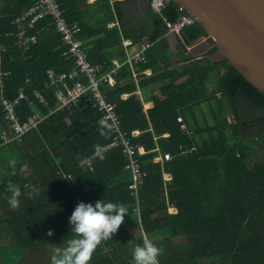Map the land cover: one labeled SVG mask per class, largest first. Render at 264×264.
Listing matches in <instances>:
<instances>
[{"label": "trees", "instance_id": "obj_1", "mask_svg": "<svg viewBox=\"0 0 264 264\" xmlns=\"http://www.w3.org/2000/svg\"><path fill=\"white\" fill-rule=\"evenodd\" d=\"M151 1L143 0L150 14L138 21L133 11L136 0H96L92 4L88 0H58L68 22L80 25L79 36L85 40L93 65L101 67L100 76L115 67V59L125 62L124 40L140 46L149 38L146 61L133 67L139 74L147 69L155 73L142 78L139 88L164 82L161 93L152 100L154 106L145 112L144 103L134 95L138 87L129 63L114 75V86L102 85L109 102L117 106L124 132L145 151L143 156L137 155L148 173L139 186L138 212L136 197L129 190L132 172L126 168L122 152L111 150L104 153L102 161L92 159L95 144L106 148L112 140L108 128L106 136L100 135L98 110L83 100L57 111V88L46 86L47 72L70 73L74 62L65 54L62 35L52 17L39 22L34 31L36 44L23 53L15 45L17 28L12 22L35 0H0V40L7 47L0 75L9 74L5 78L6 97L13 99L20 90L28 94L37 90L49 102L46 106L36 100L33 106L23 103L19 111L23 120L34 110L46 119L16 144H4L2 132L10 131V125L0 107V243L14 239L19 250L30 252L27 261H33L37 253H46V264H51L54 249L64 247L72 236L69 218L76 206L64 180L66 172L74 175L75 184L93 206L103 199L128 210L124 223L108 240L107 250L97 247L90 264H130L131 252L135 245H142L145 233L163 249L160 264H264V158L259 157L264 150V131L258 130L253 137L241 136L246 126L264 124V117L247 122L237 108L239 97L264 108V95L225 58L208 59L203 71L197 69L200 59L193 63L196 69L168 70L167 63H161L170 51L165 37L168 28L153 15ZM162 13L176 19L187 12L171 2ZM181 33L188 43L207 36L196 21ZM216 51L214 46L211 52ZM219 67L227 73L217 81V91L208 93L206 83ZM183 78L187 80L178 83ZM68 84L72 87L74 82ZM124 94L131 97L123 99ZM218 94L234 111L236 124L225 118V106L218 111L213 105ZM206 102L214 108L217 124L195 130L194 136L186 134L178 121L181 113ZM182 148H195L196 152L184 157ZM157 150L162 155L172 154L174 159L162 166L155 162ZM13 159L15 168L9 166ZM165 172L173 174L170 184L163 180ZM9 182L21 189L16 210L8 204ZM171 204L178 207L177 213L169 211ZM137 229L141 233L133 235ZM49 230L51 236L47 235Z\"/></svg>", "mask_w": 264, "mask_h": 264}, {"label": "built area", "instance_id": "obj_2", "mask_svg": "<svg viewBox=\"0 0 264 264\" xmlns=\"http://www.w3.org/2000/svg\"><path fill=\"white\" fill-rule=\"evenodd\" d=\"M171 2H173V0H152L150 6L156 17L165 21L169 32L180 34L184 27L192 24L194 21L188 13L180 15L176 19L165 16L162 12ZM65 15L66 12L63 10L58 0H35L31 7L22 12L12 22L17 28L15 45L23 53L29 51L37 42V33L34 31L39 22L46 17H52L54 26H56L57 30L62 35L63 46L66 47L65 54L74 62V69L70 73H57L55 70L47 72L49 83H47L46 86L57 88V111L77 106L83 100L90 102L93 108L98 110L101 114L100 121L104 120L107 122L110 126L108 130L112 135V140L105 148V152L111 150H120L122 152L127 164L126 168L132 172L133 177L131 183H129V190H131L132 194L136 197L137 211L140 212L139 186L143 184L148 173L142 168L137 155L143 156L145 153L142 148L136 147V145L132 143L131 138L124 132L120 116L117 113L116 104L109 102L107 95L102 91L103 84L107 83L111 86L115 84L114 75L121 65L120 63H116L115 69H112L104 76H100L101 67L93 65L88 50L83 41L79 38L81 32L80 25L78 23L68 22ZM1 36L2 34L0 33V37ZM146 48L147 45H143L138 52L129 54L127 62L137 63L145 61ZM6 50L7 47L0 40V67L3 65V53L6 52ZM11 57L15 58V55ZM8 75V73L4 72L0 75V104L5 112V120L10 125V131H3L2 138L4 144H16L21 143L27 133L37 130L46 119V116L34 110L32 115L23 120L19 113L23 103L27 102L33 106V100H36L39 104L46 106L49 105V102H47L45 96L37 90L33 91L31 94H28L25 90H20L13 99L7 98L5 78ZM81 78H83L84 81L80 80ZM69 81L74 82L72 87L68 84ZM178 121L186 134L190 136L194 135V132L189 129L183 117H180ZM195 152V148L192 150H185L182 148L181 156L187 157L193 155ZM173 159L174 157L172 154H165L156 159L155 162L163 166L165 162L172 161ZM84 165L87 164L84 163ZM63 176L75 206L80 202L88 204L89 201L85 193L75 184L74 175L64 172ZM173 178L172 173H163V180L166 184H170ZM169 211L171 213H177L178 207L171 204L169 206ZM107 242L108 240L102 242L99 248L106 251Z\"/></svg>", "mask_w": 264, "mask_h": 264}, {"label": "crops", "instance_id": "obj_3", "mask_svg": "<svg viewBox=\"0 0 264 264\" xmlns=\"http://www.w3.org/2000/svg\"><path fill=\"white\" fill-rule=\"evenodd\" d=\"M95 1L96 0H88V2L90 4L94 3ZM141 1L143 3V0H141ZM143 5H145V4L143 3ZM145 8L149 12L148 6L145 5ZM148 12H147V15H145L143 18H145L146 16H148L150 14V12L149 13ZM153 15L156 16L154 14V12H153ZM164 23H165V21H164ZM117 24H118V22H117ZM111 25H113V24H111ZM181 32H180V34H178L175 32H169L167 30V33L165 35V37L168 40L169 46H170V51L167 52L168 58L161 61V63H162V65H163V63H165V65L167 63V65L170 67V68H168V70L180 69L182 67L196 69V67L193 66V63L195 61H199L198 59H200L201 63L197 67V69H201L203 71L204 70L203 68L208 67V65H207L208 59L214 60V61H221L224 59L218 51L211 52V49H213L215 44L209 43L210 39H208L207 36H201L200 38L196 39L195 41L188 43V42H186V40L183 37ZM79 38L83 41L84 45H86L85 40H83L80 36H79ZM131 43H132L131 40H124L123 41V45L125 47V52H126V60H125V62L122 63V62H119V60L115 59L114 60L115 67H116V63H120L121 67L124 65V63H129V62H127L128 55L133 54L135 52H138L139 50H141L143 45H147L146 50L150 46L149 38H147L145 40V42L142 43L140 46L131 45ZM146 50H145V54H146ZM145 61H143V62H145ZM159 62L160 61L155 62V66L159 65ZM139 63L140 62L129 63V66H131V68L133 70V77H134V80H135L137 87H138V89L134 93V95L139 97L140 100L144 103V111L147 112L149 109H151L154 106L152 100H154L155 97L161 93L160 88L163 86L164 82H162V81H161V83L156 82L155 85H152L150 87L139 88L138 83L140 82V80L142 78L153 77L155 75V73L152 71V69H147L143 73H140V74L137 73V71H136L137 67L135 68L133 66H138ZM115 67L112 69H115ZM112 69H110L106 74H108ZM226 73H227V69L224 67L223 68L219 67L216 70L214 75L210 77V81L208 83H206L207 84L206 89H207L208 93H214L215 91H217V87H218L217 81L221 77H223ZM106 74H104V75H106ZM104 75H102V76H104ZM186 80H187V78H183V79L179 80L178 83H180L182 81H186ZM114 82H115V78H114ZM129 97H131V94H124L122 96L123 99H128ZM215 98L218 99V106H217V107H219L218 111H221V105L225 106L224 111H223L225 118L229 121L230 124H236L237 121L235 120L234 111L228 106L227 100L225 98H223L222 94H218ZM237 108L239 110L240 116L242 117V119L244 121L249 122L250 120L264 117V108L254 107L252 105V102L250 100L244 99V97L238 98ZM181 117L184 118L189 129L193 132L199 128L206 129L210 126H215L217 124L216 115L214 114V108L211 107L209 102L203 103L200 107H196V109H194V111L185 110L184 112L181 113ZM258 130L264 131V124H261L259 126H246L245 128H243L241 130V136L253 137L254 134L256 132H258ZM135 133H134L135 135L139 134L138 131H136ZM168 136L169 135H165L164 137L167 138ZM192 136H194V135H192ZM254 139L257 140L258 137L255 136ZM157 152L159 154L158 158L161 157L162 154H160L159 150H157ZM144 153H145V151H144ZM158 158H156V159H158ZM46 262H47L46 253H44L42 255L37 253V255L35 256L33 261H31L29 259V261H27V264H46Z\"/></svg>", "mask_w": 264, "mask_h": 264}, {"label": "water", "instance_id": "obj_4", "mask_svg": "<svg viewBox=\"0 0 264 264\" xmlns=\"http://www.w3.org/2000/svg\"><path fill=\"white\" fill-rule=\"evenodd\" d=\"M229 65L264 95V0H173Z\"/></svg>", "mask_w": 264, "mask_h": 264}, {"label": "clouds", "instance_id": "obj_5", "mask_svg": "<svg viewBox=\"0 0 264 264\" xmlns=\"http://www.w3.org/2000/svg\"><path fill=\"white\" fill-rule=\"evenodd\" d=\"M100 124V135L106 136L105 129L110 126L104 120H101ZM93 148L92 159L102 161L105 158L104 146L95 144ZM15 165L14 159L9 161L10 167L15 168ZM6 191L11 193L8 204L13 210L18 209L19 196L21 195L20 186L9 182ZM126 215H128L127 208L119 203H105L102 199L93 206L91 203L80 202L69 218L72 236L64 242V247L54 249L55 254L51 257V264H90L97 247L102 242L113 238L124 223ZM52 234L51 230L47 233L49 236ZM161 255H163V249L156 246L145 233L142 245H135L131 252L130 264H160L159 257Z\"/></svg>", "mask_w": 264, "mask_h": 264}, {"label": "rangeland", "instance_id": "obj_6", "mask_svg": "<svg viewBox=\"0 0 264 264\" xmlns=\"http://www.w3.org/2000/svg\"><path fill=\"white\" fill-rule=\"evenodd\" d=\"M138 1V2H137ZM136 5L134 6L135 17L138 21L142 20L145 15H147V10L145 5H143L141 0H136ZM148 9V8H147ZM149 13V12H148ZM225 100V99H224ZM213 105L215 107L218 106V99L215 98ZM235 140H233L234 142ZM259 157L264 158V150L259 153ZM1 175V173H0ZM141 230L137 229L132 232L133 235H139ZM15 241L12 238H8L7 240H2L0 243V263L2 264H27V260L29 258L28 250H19L17 244L12 242ZM2 247H5L4 249ZM213 264V263H206Z\"/></svg>", "mask_w": 264, "mask_h": 264}, {"label": "flooded vegetation", "instance_id": "obj_7", "mask_svg": "<svg viewBox=\"0 0 264 264\" xmlns=\"http://www.w3.org/2000/svg\"><path fill=\"white\" fill-rule=\"evenodd\" d=\"M0 107H2L1 104H0Z\"/></svg>", "mask_w": 264, "mask_h": 264}]
</instances>
